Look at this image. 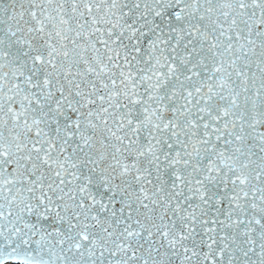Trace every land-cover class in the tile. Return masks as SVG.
<instances>
[{
    "label": "snow or ice",
    "instance_id": "obj_1",
    "mask_svg": "<svg viewBox=\"0 0 264 264\" xmlns=\"http://www.w3.org/2000/svg\"><path fill=\"white\" fill-rule=\"evenodd\" d=\"M0 264H264V0H0Z\"/></svg>",
    "mask_w": 264,
    "mask_h": 264
}]
</instances>
